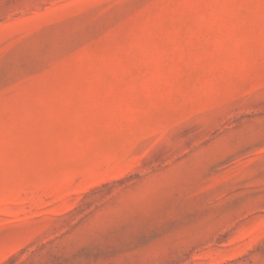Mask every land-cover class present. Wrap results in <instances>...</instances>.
Instances as JSON below:
<instances>
[{"label": "rangeland", "instance_id": "obj_1", "mask_svg": "<svg viewBox=\"0 0 264 264\" xmlns=\"http://www.w3.org/2000/svg\"><path fill=\"white\" fill-rule=\"evenodd\" d=\"M0 264H264V0H0Z\"/></svg>", "mask_w": 264, "mask_h": 264}]
</instances>
